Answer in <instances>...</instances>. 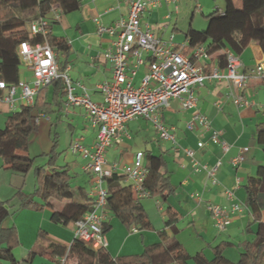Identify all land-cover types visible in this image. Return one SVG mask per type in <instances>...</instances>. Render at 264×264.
Here are the masks:
<instances>
[{
  "label": "crops",
  "instance_id": "crops-1",
  "mask_svg": "<svg viewBox=\"0 0 264 264\" xmlns=\"http://www.w3.org/2000/svg\"><path fill=\"white\" fill-rule=\"evenodd\" d=\"M235 4L238 8L242 7L240 0H235ZM178 6L179 10L175 11V4L164 1L159 8L144 14L143 28L145 29L148 24L157 37L165 42L173 37L175 46L177 48L184 46L185 53L190 55L193 50L188 51L189 46L186 38L189 29L204 31L209 23L208 16L214 13L220 15L225 12L226 3L225 0H183ZM185 12H190L191 15L189 26L184 25L183 15ZM128 13L127 0H82L79 10L61 14L59 21L54 22L56 19L54 11L45 18L50 24L53 22L52 34L55 37L64 38L70 47L67 56L61 57L60 61L66 63V69H69L68 73L73 82L84 86L95 103L102 104L104 102L102 93L97 89L98 85L113 79L112 65L104 58V53L111 46L113 38L108 33H100L99 25L106 28L113 27L119 20L127 19ZM199 13L205 19L206 25L203 22L199 26L194 25L193 21ZM32 23L27 26L28 35H31ZM54 50L57 54L56 49ZM145 58L147 59V55ZM240 58L243 62L242 72L252 75L255 66L264 62V52L260 43L252 41ZM198 66L204 68L206 73L216 68L225 72V67H221L212 60L207 63L202 60L198 61ZM147 71L148 65L139 69L134 79L135 85H139ZM33 80V73L22 66L20 81L32 85ZM231 90V83L226 79H221L207 81L204 87L195 91L197 99L195 110L204 114L210 121L211 130L219 132L222 139L230 145V149L226 153L210 140V133L187 129V123L195 110H183L178 100L171 101L169 107L163 108L159 115L162 123L173 128L176 143L161 140L153 122L146 118L137 117L126 123L127 134L115 141L107 151L112 155V158H109L107 154L108 163L117 162L119 166L124 162L126 165L132 164L138 153L145 151L162 156L165 163L163 171L170 178L173 192L166 201L160 197L139 200L151 221L152 229L150 230L134 229L129 232L111 214L106 216V221L111 224L109 232L106 233L107 250L113 257L140 254L146 246L160 241V231L170 233L165 224L167 219L163 215V211L168 207H172L178 213L176 238L191 257L203 253L211 260L214 258L213 249L216 246L229 243L224 251V256L231 262L237 263L243 250L241 245L254 240L255 233L259 230V222L255 221L256 212H260L261 222L264 223V192L260 196L259 204L249 207L245 186L249 177L256 176L259 167L264 166V147L260 146L256 140L257 126L264 124V83L251 76L248 87L244 91L245 96L252 103L249 107H237L229 97ZM75 92L78 95L81 94L80 89ZM51 101L52 89L50 88L47 102ZM61 102V107L55 106L56 112L52 114L41 112L42 118L51 120V117L55 116L60 119L62 114H65V117L73 122L82 120L85 126L80 139L86 146H93L96 141V130L91 128L86 110L83 107L68 106L66 96L62 98ZM3 105L8 115L11 112L9 107L1 102L0 111L2 113L1 106ZM40 125L41 120L37 125L38 130ZM71 127L73 134L75 127L74 125ZM200 141L205 144L201 149L198 148ZM156 142L160 144L159 147ZM142 144L144 148L137 149L135 152L134 148L140 147ZM184 148L195 150V158L200 163L214 165L219 160L222 162L217 172V178L221 183L220 187L213 186L204 172L194 171L192 159L183 153L182 149ZM244 148H248L245 161L238 167H234L231 163L232 159L237 157ZM19 153L30 156L28 151H22L20 148ZM80 159L84 172V160L81 157ZM68 165L71 166L72 173L78 163L73 161ZM9 171L10 168L4 167L0 159V178L10 176ZM86 174L89 176L87 182L93 185V175ZM10 181L15 183L10 187L13 192L21 181L13 178L11 180V177ZM80 183L81 180L77 179L75 181L76 191L73 188L75 201L82 202L80 191L84 189L93 203V189ZM123 183L128 184L125 179ZM224 188L234 191L233 199L227 198L223 193ZM1 199L4 198L1 197ZM157 200L160 201L161 207L157 204ZM152 201L154 203H151ZM234 203L240 204L245 209L232 215L223 231L217 230L214 227L208 205L230 208ZM65 204V202L54 203V208L45 207L42 210H21L17 218L12 214L5 221L4 227H15L18 232L19 245L14 250L17 264L61 263L62 258L59 257L37 255L31 259L30 253L40 231L45 232L49 239L55 243L67 248L71 246L75 239V225H63L52 220L53 212L62 210ZM157 210L160 214L162 213L161 217H158ZM0 264H9V262L0 259ZM189 264L195 263L191 260Z\"/></svg>",
  "mask_w": 264,
  "mask_h": 264
},
{
  "label": "trees",
  "instance_id": "trees-1",
  "mask_svg": "<svg viewBox=\"0 0 264 264\" xmlns=\"http://www.w3.org/2000/svg\"><path fill=\"white\" fill-rule=\"evenodd\" d=\"M242 7L238 8L235 0H225V12L208 16V26L204 31L190 28L186 34L189 50L204 46L211 60L221 67L226 66V52L231 51L237 56L248 48L252 41H258L264 52V0H240ZM82 0H0V80L8 85H17L20 81V71L23 66L19 54V45L24 41L37 43L43 41L41 35H28L27 26L40 18L57 10L60 14L77 11ZM59 21L55 19L54 22ZM53 22L50 24L51 31ZM48 40L57 51L60 70H66V63L61 57H66L70 47L64 38L55 37L52 32ZM52 89V101L47 97ZM67 94L62 79L55 80L49 86L41 89L33 107L22 104L19 110L10 112L5 119L4 127L0 128V159L4 167L19 175H26L34 165V159L19 153V148L27 146L31 136L38 131L35 123L37 117L44 112H56L55 106H62V98ZM1 114V111H0ZM256 140L264 147V124H259L256 130ZM56 145L48 154L49 162L36 167L37 187L35 194H18L23 198L22 207L42 210L53 207L54 203L65 202L62 210L52 214L55 223L75 224L93 207L92 199L86 190L81 189L82 202L75 201L71 166L57 164ZM144 164L148 170L144 187L151 192L152 198L167 200L173 192L170 178L163 171L165 165L162 156H156L150 151L143 152ZM123 173L115 172L105 179L108 192L106 216L111 214L129 230H150L151 221L140 201L134 199L131 184H124ZM247 205L255 207L259 204L264 192V166L259 167L256 176L249 177L245 186ZM36 196L39 200H36ZM260 212L255 213V221L259 222V230L252 242L243 243L240 259L233 263L224 256L229 243L216 246L214 258L209 260L203 253L191 257L184 246L177 240L178 213L172 207L163 211L167 219V231H160V241L146 246L144 251L136 255L113 257L107 248L95 249L91 245L74 239L69 248L50 240L48 235L40 231L31 259L34 256L67 257L65 264H264V223L261 222ZM12 215L7 202L0 200V259L17 264L14 250L19 245L18 232L15 227H4L5 221ZM111 224L104 222L105 233L109 232Z\"/></svg>",
  "mask_w": 264,
  "mask_h": 264
},
{
  "label": "built area",
  "instance_id": "built-area-1",
  "mask_svg": "<svg viewBox=\"0 0 264 264\" xmlns=\"http://www.w3.org/2000/svg\"><path fill=\"white\" fill-rule=\"evenodd\" d=\"M176 5L183 0H127L129 13L127 19L119 20L113 27L106 28L99 25L100 33H108L112 37L111 46L104 53L105 60L109 61L113 69V79L98 85L104 102L95 103L88 90L80 83L75 84L68 70L61 72L57 54L49 43L48 35L50 23L45 18H40L32 23L31 35H41L43 41L31 43L24 41L19 45V54L24 67L33 73V84L19 81L17 85H8L0 80V102L6 104L11 112L19 110L22 104L33 107L39 91L57 79H62L67 90V105L83 107L92 129L96 130V141L88 147L82 139L76 140L72 145V152L84 160L83 170L93 175V207L82 218L75 222V239L91 245L95 249L107 248L108 241L104 231L106 221V208L108 192L105 179L113 173L119 172V163L109 164L106 153L113 143L119 140L126 132V123L137 117H143L155 125L159 137L163 141L176 143L173 128L160 121L159 115L163 108L170 102L178 100L183 110H195L197 99L195 91L205 86L207 81L226 79L232 85L229 97L239 108L251 106L244 91L248 87L251 76L264 83V62L255 66L252 75L242 72L243 62L239 56L231 51L226 52L225 72L219 68L206 73L204 68L198 66V61L207 63L211 56L204 46H199L191 52L185 53V47L177 48L174 39L165 42L157 37L148 24L143 28L145 13L159 8L163 2ZM56 19L60 12L54 10ZM147 55V59L145 58ZM148 65V71L141 79L139 85L134 84V79L139 69ZM80 89L81 94H76ZM42 114L35 120L39 125ZM189 131L201 130V133H210V140L221 147L224 153L228 152L230 145L224 141L221 134L211 130L209 119L200 111H193L187 123ZM212 131V132H211ZM205 146L204 142L198 143V148ZM183 153L192 159L195 172H204L211 184L220 187L217 172L222 165L219 160L214 165L200 163L195 158V150L182 149ZM248 148L232 159L234 167H238L246 159ZM125 181L131 184L134 199L139 201L152 198L151 192L144 187L148 170L144 164V154L138 153L132 164H127L122 169ZM229 199L234 198L232 189H223ZM157 204L161 207L160 201ZM245 209L238 203L230 208L220 205H208L212 215L214 227L223 231L232 215ZM67 257L61 259L60 264H65Z\"/></svg>",
  "mask_w": 264,
  "mask_h": 264
},
{
  "label": "rangeland",
  "instance_id": "rangeland-1",
  "mask_svg": "<svg viewBox=\"0 0 264 264\" xmlns=\"http://www.w3.org/2000/svg\"><path fill=\"white\" fill-rule=\"evenodd\" d=\"M183 18H184V25L189 26L191 20L190 12H185ZM193 22L195 26L201 25L202 22L206 25V21L200 13ZM1 109H2V113L0 114V128H3L7 116L6 113L7 111L4 105L1 106ZM51 118H52L51 120H49L48 118L45 119L42 118L39 130L31 136L29 144L27 146L20 147L22 151H28L30 157L34 159L33 168L25 176L24 175L20 176L19 174H17L19 176L13 175L12 174L13 172L10 170L8 172L10 176H4L0 178V200L8 203V207L10 208L11 213L16 218L21 210L26 209L22 207L23 198L18 193L23 192L25 194H35L37 187L36 167L44 166L49 162L48 154L51 153L55 145H56L55 149L57 154L56 160L58 165L64 166L69 162H73V161H77L78 163V166H76L72 171V176L74 177L73 179L74 190L76 191L75 181L77 179L81 180L80 183L81 185L93 189L92 183L89 184L87 182L89 176L82 171V161L80 157L72 152L73 143L80 138L81 133L84 130V126H85L84 122L82 120L80 121L74 120V122L72 120H68L65 117V114H62V118L60 119H57L55 116H52ZM71 125H74L75 127V131L73 132V134H72L73 128L71 127ZM156 145H158V147L160 146L158 142H156ZM140 148H144V145L142 144L140 145V147L136 146L134 148V151L136 152L137 149ZM107 154L109 158H112V155L111 153L110 154L106 153V160L108 161ZM125 165H126L125 162L122 163V165H120L119 172L123 171L122 169L125 167ZM10 177L11 180L13 178V179H18V181H21L18 188L15 189L13 192L11 191L10 187H12L11 184H15L14 182L16 180H13L14 182L12 183V181H10ZM1 197L4 199H1ZM36 200H39V197L36 196ZM151 203H154V201H152ZM157 213H158V217H161L162 213L160 214L158 210ZM115 219L117 218L115 217ZM125 229L127 228L125 227Z\"/></svg>",
  "mask_w": 264,
  "mask_h": 264
}]
</instances>
